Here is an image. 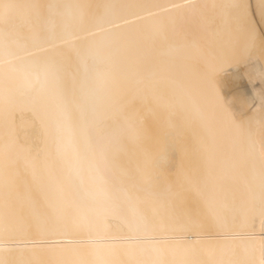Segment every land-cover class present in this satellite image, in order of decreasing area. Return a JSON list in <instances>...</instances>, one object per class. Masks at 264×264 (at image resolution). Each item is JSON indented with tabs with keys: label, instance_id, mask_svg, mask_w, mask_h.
I'll return each instance as SVG.
<instances>
[{
	"label": "bare ground",
	"instance_id": "bare-ground-1",
	"mask_svg": "<svg viewBox=\"0 0 264 264\" xmlns=\"http://www.w3.org/2000/svg\"><path fill=\"white\" fill-rule=\"evenodd\" d=\"M0 264H264V0H0Z\"/></svg>",
	"mask_w": 264,
	"mask_h": 264
},
{
	"label": "rangeland",
	"instance_id": "rangeland-1",
	"mask_svg": "<svg viewBox=\"0 0 264 264\" xmlns=\"http://www.w3.org/2000/svg\"><path fill=\"white\" fill-rule=\"evenodd\" d=\"M237 79H239V76L237 75ZM233 81H234V79H232ZM235 80H236V77H235ZM241 80V79H240ZM243 80V79H242ZM233 81H231V83L232 84H234V86H233V88H235L236 86H241V85H239L238 84V82L237 81H234L235 83H233ZM237 82V83H236ZM230 83V82H229ZM236 85V86H235ZM253 85H255V84H253ZM243 87V86H242ZM244 88L246 89V87H245V85H244ZM239 89V87H236V90H238Z\"/></svg>",
	"mask_w": 264,
	"mask_h": 264
}]
</instances>
